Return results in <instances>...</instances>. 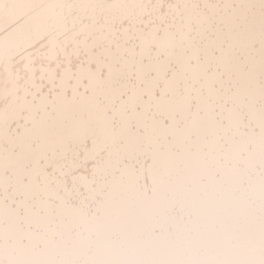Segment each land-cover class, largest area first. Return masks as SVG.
<instances>
[{"label": "snow or ice", "instance_id": "obj_1", "mask_svg": "<svg viewBox=\"0 0 264 264\" xmlns=\"http://www.w3.org/2000/svg\"><path fill=\"white\" fill-rule=\"evenodd\" d=\"M0 264H264V0H0Z\"/></svg>", "mask_w": 264, "mask_h": 264}]
</instances>
